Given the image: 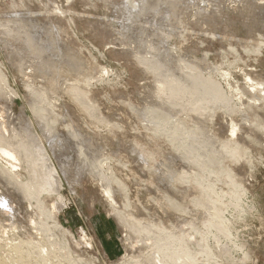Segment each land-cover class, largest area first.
<instances>
[{"label": "rangeland", "instance_id": "obj_1", "mask_svg": "<svg viewBox=\"0 0 264 264\" xmlns=\"http://www.w3.org/2000/svg\"><path fill=\"white\" fill-rule=\"evenodd\" d=\"M127 1L130 4L135 0H0V19L6 13L14 16L29 12L27 15L34 18L36 28L41 32L38 35L46 39L43 46H48L42 57L26 55L24 65L29 64L31 72L25 67L26 75L23 76L8 59L13 54L3 50L0 43V72L7 77L9 90H6L15 95L9 111L18 115L23 109L39 136L29 98L41 109L48 106L54 117L57 114L74 118L75 133L103 148L104 171L109 168L112 178L122 183L121 190L115 192L118 219L128 214L142 216L144 222L156 219L155 234L163 235L169 227L180 226L183 220L182 228H185L193 218L196 224L198 221L200 236L205 237L199 243L203 251L200 255L202 264H241L244 257L243 264H264V18L261 17L264 0H254L256 7L262 6L251 12L260 15L256 19L247 13L249 0H188L191 7L179 3L180 9L170 8L164 20L155 21L151 16L144 18L138 36L136 26L126 27L121 23L125 16L120 9ZM209 11L219 15L213 20ZM253 20H256L255 25H251ZM65 55L69 58L65 59ZM64 60L81 67H70ZM155 60L167 66L155 70L146 67L148 62ZM170 63L175 65L174 69ZM52 72L58 75L57 84L41 90L40 84ZM172 73L176 80L188 79L189 86L195 77L204 73L207 76L205 83L219 85L224 92L221 96L229 99L228 104L198 99L195 93L181 87L184 93L175 95L172 89L163 88L164 81ZM205 83L203 86L207 89ZM67 84L83 88V99L96 112L95 117L80 111L79 104L65 91ZM39 94L44 101L37 98ZM6 122L9 129L14 126L12 121ZM62 123L57 128L63 132V126L68 122ZM232 124L236 125V132L230 137ZM186 128L191 131L188 137L205 141L216 152L221 151L222 142L231 140L245 149L246 157L235 162L230 155H224L215 158L213 165H204L201 169L182 165L179 151L184 149L182 144L187 140ZM171 129L181 134L175 143L170 138L173 133L168 135ZM130 143L144 152L148 159L145 166L138 161L136 164L129 149H125ZM174 148L179 153L174 161L175 173L185 171L182 167L188 170L177 182L168 179L165 190L169 192L167 195L172 193V184L179 192L170 195L173 202H184L180 215L174 208L170 209L167 199L171 198L164 194L165 190L155 187L159 181H156L154 169L158 167L154 163L166 169L172 159L166 160L165 156L173 153ZM226 152L221 151L222 154ZM197 157L209 159L205 151H200ZM2 164L4 162H0ZM227 171L231 172V178H226ZM189 176L192 181L188 180ZM200 184L205 192L213 191L212 197L198 191ZM97 188V184L84 178L71 194L63 181L60 195L66 206L58 219L62 230L70 232L69 237H64L68 252L59 245L61 235L53 245L52 228L48 227L51 222L45 224L48 214L45 210L51 211L50 202L55 199L51 196V201L43 203L46 208L42 210L43 214L34 204L29 207L22 202L21 209L16 206V230L10 228L6 216L0 217V257H5L4 244L17 242L13 241L14 235L26 227L33 235L24 240L37 239L40 247L48 251L49 259L55 256L54 262L65 259L67 264H116L127 255L129 242H124L125 233ZM1 192L0 189V195ZM191 195L197 204L194 212L186 204ZM215 209L220 210L218 217L228 230L227 237L219 236L215 229L207 227L208 221L214 220ZM207 213L210 214L208 217ZM29 217L35 219L36 226L25 223ZM175 233L172 230V234ZM81 238L91 243V250L86 249ZM190 245L195 253V244ZM227 251L231 258L224 255ZM103 252L108 255L106 261ZM207 258L209 261H205Z\"/></svg>", "mask_w": 264, "mask_h": 264}, {"label": "bare ground", "instance_id": "obj_2", "mask_svg": "<svg viewBox=\"0 0 264 264\" xmlns=\"http://www.w3.org/2000/svg\"><path fill=\"white\" fill-rule=\"evenodd\" d=\"M179 3H182V5L186 3L185 5H187V8L191 7L188 0H135L130 4L129 1H127L124 3L122 9H120V12H122L124 14L123 16H125V19L121 23L126 27L130 24L136 26L138 28V36L140 34V27L144 23V18L151 16V18L155 21L164 20L168 16V10L170 8L175 7V9H177L181 7ZM243 5H245V3ZM246 6L247 13L251 15L253 14L252 16H255V13H251L255 8L259 7L257 10H260L262 7L261 5V7L259 5L256 7L254 0H249ZM212 12L209 11L211 14ZM28 13L29 12L15 14L14 16H9L6 13V16L4 15L2 19H0V43L3 44L1 45L3 46L2 49L7 52L10 51L13 54L12 58L8 59L12 62V66L16 67L17 71H20V74H23V76L26 75L23 71L25 67L31 72V66L29 64H27V66L24 65L26 55L34 58L42 57L44 55L41 54H43L48 48V46H43L46 44V39H42L43 36H41V38L40 35H38L41 32H39L38 28H36L34 18L27 15ZM217 14V12L216 14H212V19ZM257 14L256 16H258ZM263 15L261 16L262 18H264ZM119 16L121 15L119 14ZM256 16L253 18L256 19ZM14 19H16V21H14ZM210 19L211 18H209V20ZM247 19L249 18L247 17ZM247 19L245 21H247ZM255 21L256 20L251 21V25H255ZM243 26L244 28H247L245 25ZM257 31L259 32L260 30L257 29ZM260 32L259 33L262 34V31ZM257 38L260 37L258 36ZM252 47L253 46L250 48L252 49ZM11 55L9 57H11ZM68 58L69 56L65 55V59ZM10 61L9 63H11ZM64 61L66 64H69L70 67H81V65L70 63L69 60ZM166 66L167 65H163V63L159 60L150 61L146 65V67L150 70ZM170 66L172 69L175 68L173 63H170ZM174 76L175 73H172L171 77L164 81L163 88L166 87L167 89H172L175 95H181L184 93L183 90H185L189 93H195L198 99H211L214 102H221L223 105H227L229 102L228 98H223L221 96L224 92L220 89L219 85L209 82L205 83V78L207 76H205L204 73L201 77L197 76L194 78L191 82L192 86H189L188 79L181 78L176 80ZM6 78L5 74L0 72V162H4L2 166L0 165V189L2 190L0 195V217L6 216V220L10 223V225L8 224L10 228L16 230L15 222L17 220L15 217H18V215L15 214L18 212L16 210V206H18V209H21L19 207H21L20 205L22 202H26L29 207H32L34 204V206L40 207L41 211H39V213L43 214L42 212L44 211L42 210L46 209L44 208L43 203L51 201L50 197L55 196V199L50 202L49 207L51 208V211L49 207L47 208L49 210H45L46 213H48L46 215L45 224L49 223V221L51 222V225L48 227L50 229L52 228L50 231L53 236L51 237L54 238L52 239L53 245L59 240V236L61 235L62 237L60 238L62 240L60 239L59 241H62V243L59 245L68 252L66 239L64 237H69L70 232L62 230L58 219L60 211H62V209L66 206L65 200L60 195V191L63 188V181L68 185L71 194L75 193L76 185H79L84 178H88V180L90 179L91 182L97 184L99 190L101 191V196L104 197V202L108 204L113 214H115V220L118 219V214L116 212L119 211L115 201V192L121 190L122 183L120 180L112 178V174L109 173V168L107 171H104L103 167L105 165V159H101V149L103 148H100L97 143L93 142V140L80 137L79 134L75 133L74 118H71L69 115L62 117L57 114H54V117L48 106V108L45 107L41 109L34 105L29 98V107L34 113V120L40 130L41 136H39L34 129L32 120L24 113L23 109H20L18 115H12V112L9 110H11L10 106L15 95L7 91L9 89H7ZM57 81V73L52 72L49 77L46 78V81L40 84L39 88L44 90L48 86H55ZM203 83L207 85V89L203 86ZM180 87L183 88V90ZM57 88L60 87L58 86ZM64 88L71 100L76 104H79V109L83 114L90 113V116H96V112L91 110V108L85 103L87 101L83 99L85 96L83 88L78 89L77 87L69 84L65 85ZM253 89H255V87ZM37 98L44 101V97L41 94L37 95ZM189 105L195 111H198V108H196L193 104ZM250 112H253V110ZM8 120L12 121V124L14 125L10 129L7 127L6 121ZM64 120L67 121L68 124L66 123L63 126L64 131L62 132L60 129L58 130L57 126ZM235 127V124L230 126V137H232L236 132ZM178 132H175L174 129H171V132H169L168 135L173 133V135H170L172 143H175L177 141L176 139H179L178 137L181 134H178ZM189 134H191L190 128H186L187 140L185 142L183 141L182 147H184V149L179 151L180 154L178 153V150L174 148L173 153L165 156L166 160L172 159L171 164L166 165V169L164 167H159L156 162L154 163V165L158 167L154 169L156 172V181H159V183L155 186L157 190H165L168 179H173L177 182L180 176L188 170L186 167H182L185 168V171L182 169L181 172L179 171V174L175 173L177 170L174 167V161L178 158V154L182 155L179 157L182 160V165H191L190 168L194 166L198 169H201L204 165H213V161L216 160L215 158H219L224 155H230L235 162L243 160L246 157L245 149L236 143H231V140H226L220 144L221 151H227L225 154H222L221 151L216 152L210 148L205 141L198 142L195 138L188 137ZM42 139L44 140L42 141ZM194 147H197L198 149H194ZM125 149H129L128 153L134 158V162L138 161L142 163L143 166L146 165L148 161L147 157L135 144L130 143V145ZM200 151H205L206 156L209 157V159L200 160L197 157L199 156ZM225 176L226 178H231V172L227 171ZM188 180L192 181L193 179L189 176ZM174 189L175 187L171 184L170 190L179 193L175 191L176 189ZM197 189L198 191L205 193L208 197H212L211 194L213 191L205 192L201 184ZM167 193L169 192L165 190L164 194L171 198L172 193H170L171 195H167ZM189 197L190 199L186 204L191 207L192 212H194V208L197 204L194 203L192 195ZM213 197H218V195H213ZM167 201L172 207H170V209L172 210L174 208L177 215L182 213L180 210L183 209L182 204L184 202L179 200L173 202L172 198L171 200L167 199ZM218 211L220 210L215 209L214 216L212 217L214 220H209V223L203 222V224L208 223V229H215L219 236L227 237L229 236L228 230H226L227 228L223 224V221H220ZM207 214L208 215H206V217L210 215L209 213ZM143 215L147 216L145 214ZM147 220L148 222H144L142 216L137 217L130 214L123 215L116 220L118 226L122 228V232L125 233V237L123 238L124 242L126 240V242H129L126 246L127 255H124V257L118 262L116 261V264H202L200 255L203 251L200 250L199 243L200 240H203L205 237L200 236V230L197 228L198 221L196 224L192 218L190 223H187L188 225L185 228H182V225L185 222L183 220V223H179L180 226H175V228L169 227L167 233L164 232L163 235H156L155 233L157 232L154 231L157 228V225L155 224L156 222H154L156 219L154 221H149V219ZM25 223H28L27 225L30 226L35 225V219L33 217H29L25 220ZM29 229L30 228L22 227L20 229L22 232L17 231V237L14 235L15 239H13V241L17 242L10 245L8 243V245L6 243L4 244L6 249H3L2 251L4 252L5 257H0V264H30V262L33 264H52V261L54 264L69 263L65 259H60V262H54V255L53 259H49L48 251L40 247L37 239L34 238L32 240H24L25 237H30L31 234L33 235V233H31L32 231ZM172 230H175L176 233L172 234ZM214 238L217 239L218 237L215 236ZM82 241L85 242L84 244L86 249H92L89 241L85 238H83ZM192 243H194V247H196L195 253H193V248L190 245ZM208 252L211 253L212 251L208 250ZM229 252L230 251L225 252L224 255L231 258ZM11 253L13 255H11ZM6 258H8V260H6ZM103 259L105 261L108 260V255L104 253ZM205 261H209V259L207 258ZM245 261L246 257L242 258L240 263L243 264Z\"/></svg>", "mask_w": 264, "mask_h": 264}]
</instances>
